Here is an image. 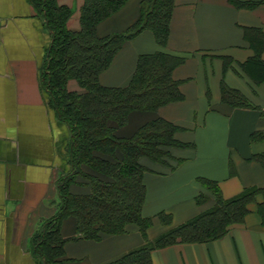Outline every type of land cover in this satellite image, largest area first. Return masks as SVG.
Returning a JSON list of instances; mask_svg holds the SVG:
<instances>
[{
    "label": "crops",
    "instance_id": "crops-1",
    "mask_svg": "<svg viewBox=\"0 0 264 264\" xmlns=\"http://www.w3.org/2000/svg\"><path fill=\"white\" fill-rule=\"evenodd\" d=\"M141 1L128 0L97 26V33L127 29L140 16ZM234 1L175 0L165 46L145 30L125 42L100 74L101 84L124 87L142 54L162 51L184 58L173 70L182 100L155 111L133 110L125 125L113 123L120 138L132 137L157 118L178 128L174 137L179 144L164 147L169 154L162 161L139 160L146 168L143 214L153 219L149 239L216 203L206 181L216 182L227 199L245 188H264V3L246 7ZM58 2L72 9L68 26L79 30L84 0ZM51 41L31 0H0V264L44 263L34 250V236L57 214V183L71 171L70 127L59 119L41 85L40 69ZM70 88L79 86L71 81ZM83 171L92 172L87 166ZM70 192L90 194V179L79 174ZM262 201L264 194H259L244 222L224 237L155 249L153 264H264ZM161 213L170 219L161 221ZM61 235L64 256L53 264H107L145 243L134 224L125 233L74 239L73 216L62 221Z\"/></svg>",
    "mask_w": 264,
    "mask_h": 264
},
{
    "label": "trees",
    "instance_id": "trees-1",
    "mask_svg": "<svg viewBox=\"0 0 264 264\" xmlns=\"http://www.w3.org/2000/svg\"><path fill=\"white\" fill-rule=\"evenodd\" d=\"M127 1L84 0L80 8V29L72 30L68 26L73 13L69 6L58 0H31L52 34L40 69L41 85L59 119L71 130V171L57 183L58 212L34 236V250L44 259L43 264L62 260L66 239L61 235V224L68 216L75 217L77 222L74 239H100L103 233H125L130 224L137 225L145 243L107 264H153L155 249L224 237L235 224L244 222L249 205L257 202L259 194H264V188L249 187L227 199L216 182L206 181L216 203L149 239L147 230L153 219L143 214L146 168L139 160L147 156L162 161L169 154L164 147L179 144L174 137L178 128L166 119L157 118L143 125L132 137L120 138L114 133L113 123L123 126L133 110L155 111L182 100L180 81L173 78V70L184 58L162 51L142 54L127 86L101 84L100 74L128 40L145 30L151 31L161 46L169 40L175 0H142L137 21L124 31L99 35L97 26ZM234 2L238 6L254 7L264 0ZM71 81H76L79 89H71ZM83 166L92 172H84ZM79 174L90 179V194L70 192V185ZM258 211L264 220V201L258 203ZM159 218L165 222L170 216L161 213Z\"/></svg>",
    "mask_w": 264,
    "mask_h": 264
}]
</instances>
